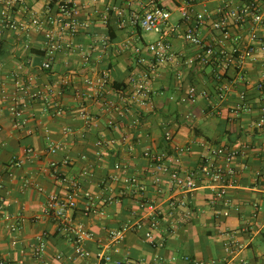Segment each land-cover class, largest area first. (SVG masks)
Instances as JSON below:
<instances>
[{
	"label": "crops",
	"instance_id": "0c3cea01",
	"mask_svg": "<svg viewBox=\"0 0 264 264\" xmlns=\"http://www.w3.org/2000/svg\"><path fill=\"white\" fill-rule=\"evenodd\" d=\"M58 1L17 3L12 14L28 28L10 29L2 15L6 0H0V252L7 264L93 262V258L76 253V244L45 213L48 195L68 191L72 178L80 181L74 225H83L95 234L94 239L82 243V249L95 253L108 245L111 229L141 219L145 223L142 229L126 231L120 253L114 255L116 261L111 264H122L119 261L125 257L139 264H153L156 260L160 264H194L185 256L208 264H264V188L254 186V174L264 170V128L256 127L264 107V95L256 88L264 75V50L256 53V60L247 58L244 75L230 67L228 75L234 84L222 102L220 113H216V68L186 64L194 51L183 40L186 24L182 23L172 37L179 56L160 67L152 77V104L126 109L120 96L128 86V76L137 67L132 47L153 40H145L139 28L128 24L120 28L115 9L131 12L151 0H70L79 8L83 26L72 36L57 25L56 39L61 48L55 54L51 70L45 71L41 68L46 58L44 32L33 27L31 20L46 16L48 8L56 13ZM158 2L172 13L178 11V0ZM193 3L196 12L208 9L215 13L218 5L203 0ZM172 21L177 23L180 18L173 20L172 14ZM211 23L208 20L202 29L203 37L209 41L214 38ZM232 31L242 35V46L250 41L245 28L235 26ZM234 46L233 42L226 45L230 52ZM102 72L108 74L105 99L77 98L76 91L87 88L84 79ZM14 75L19 78L21 89ZM191 85L208 95L200 96L196 103L183 102ZM27 86L29 91L25 90ZM2 89L8 94L17 92L22 100H28L24 111L28 126H15L10 113L12 102L3 98ZM38 91L43 96L31 100L30 95ZM242 93L247 94L252 110L229 121L230 111L241 102ZM109 100L124 108L123 113L106 110ZM56 102L63 108L61 115L53 114ZM81 109L93 115L91 123L80 118ZM110 119L115 120L112 126L108 124ZM65 127L74 131L65 133ZM166 129L173 134L169 143L165 139ZM98 140H104L103 147L98 146ZM52 142L61 146L56 154L48 152ZM213 145L232 146L241 151L236 160L240 169L238 185L230 187L226 196L214 203V191L208 181L201 180L191 197L195 213L186 219L184 209L171 208L168 203L170 197L184 194L169 184L168 174L162 175L164 190L157 192L151 162L144 153L148 149L168 153L188 146L190 151L177 165L187 171L197 169ZM26 149H31L30 153ZM14 156L23 160L21 167H9ZM67 156L71 162L64 164ZM54 162L56 167L51 166ZM117 163L121 169L115 168ZM85 167L90 168V175L81 174ZM27 179L32 181L29 186L24 185ZM87 195L94 197L96 203L89 214L84 212ZM110 196L115 197L114 202L106 203ZM142 199L158 201L164 211L159 229L155 230L154 246L144 238L150 217L146 209L139 208ZM39 236L44 237L46 248L37 257L34 246ZM230 237L238 243L234 247L236 253L227 248ZM59 253L61 259L57 258Z\"/></svg>",
	"mask_w": 264,
	"mask_h": 264
},
{
	"label": "built area",
	"instance_id": "2783aa9c",
	"mask_svg": "<svg viewBox=\"0 0 264 264\" xmlns=\"http://www.w3.org/2000/svg\"><path fill=\"white\" fill-rule=\"evenodd\" d=\"M23 0H6V8L2 12L6 26L10 29L28 28V25L19 22L12 14V9L17 3ZM204 2H216L217 8L215 13H211L208 9L196 12L194 10L193 0H178V11L180 13V21L173 23L172 11L160 5L158 0H151L146 6L134 10L124 11L122 8H116V16L118 18L119 27L123 28L126 24L139 28L143 32L158 34V38L146 44L138 43L132 47V54L135 57L137 67L128 76V86L125 92L120 96L121 102L126 109L133 107L145 108L152 104V95L154 88L152 85V77L155 72L162 66H166L173 62L179 54L174 50L173 35L178 31L182 23L186 24L183 40L193 48V55L189 57L186 64L194 67L214 66L216 68V88L217 102L214 105L216 113H220L222 102L225 101L234 84L230 80L228 71L230 67H234L240 75H244V63L247 58L256 60V53L259 50H264V0H203ZM107 18V17H106ZM212 20L211 27L214 32V38L209 41L202 35V29L208 20ZM31 25L44 32L45 43L43 51L45 52V60L41 64V68L49 71L52 68V63L56 52L61 48V43L57 41V25L66 30L68 34L74 36L80 31L83 23L79 20V8L70 0H60L57 2V12L52 13L51 8H48V13L43 17H34L31 20ZM245 28L248 32L250 41L242 46L243 37L235 35L232 31L233 27ZM139 40V39H138ZM233 42L234 49L230 52L227 49V43ZM241 51V52H240ZM16 85L21 89L19 78L14 75ZM181 79V74H178ZM32 77L30 81H32ZM108 81V74L102 72L101 75L88 76L84 79L87 86L84 90H77L76 97L83 96L96 97L97 99H105L104 86ZM256 88L264 95V75L262 80L256 84ZM25 90L29 91L30 86ZM52 92V90H50ZM207 92L198 91L194 85L189 86L186 95L183 97V102L196 103L200 96H207ZM4 99H9L12 102L10 113L14 124L17 127L29 125V119L25 116L24 111L27 108L28 100L24 101L19 94H8L6 89H2ZM43 96L42 91L32 93L31 100ZM108 111H118L123 113L124 108H121L115 100L107 101ZM56 109L54 115L63 113L62 106L59 102L55 103ZM252 110V105L249 102L246 93L241 94V102L231 109V117L229 121L241 117L245 112ZM262 116L256 122L257 128H264V107L261 108ZM80 118L86 123H91L94 119L93 115L86 109H81L79 112ZM110 126L115 124L114 119L108 121ZM65 133L73 132L72 127H65ZM173 138V134L169 129L165 131V139L169 143ZM98 146L101 148L105 144L104 140H98ZM61 149V146L52 142L48 146V152L56 154ZM31 149H26V153H30ZM190 151L188 146H180L168 153H155L151 149L145 151L144 155L150 160V167L153 172V182L157 186V192L161 193L164 189L162 175L168 174L169 184L175 189L180 190L184 195L170 197L168 199L171 208L184 209L186 219H191L195 211L192 209L191 197L199 188L201 180L208 181L210 187L215 193L213 201L225 197L228 189L238 185L240 169L236 165V160L240 156L241 151L235 147L227 145H213L208 148V151L203 155L201 164L197 169L183 171L177 165L181 158ZM98 155L101 154L99 151ZM64 164L71 162L70 157L64 159ZM23 160L14 156L9 162V167H21ZM56 163H51V166L56 167ZM116 169H121V164L115 165ZM12 175V171L8 172ZM82 175H90L91 170L85 167L81 171ZM32 184V181L27 179L25 186ZM1 185V184H0ZM254 186L264 188V170L257 171L254 174ZM80 181L78 178L69 180V189L65 193H50L45 203V213L51 216L59 223L60 229L67 233L71 240L76 244V253L83 258H93L91 264H111L116 261L115 254L120 253V245L124 240L125 233L128 230H139L145 225L143 219L136 220L132 223H126L119 228L111 229L108 232L109 243L107 246L97 250L95 253L90 250L81 248L82 243L87 240H92L95 234L86 230L83 225H74V211L78 206V194ZM39 189H42L39 187ZM87 205L85 214L92 212L95 207V198L87 195ZM114 196L106 199V203H113ZM229 204V201H226ZM140 209H146L150 217L149 226L145 230V241L154 246L156 243L155 230L159 229L162 213L164 212L161 204L156 200L142 199L139 202ZM134 212V214H137ZM15 229V228H14ZM227 248L232 253H236L234 247L238 243L230 237ZM46 248V241L43 236L37 237V244L34 246V254L39 257L43 254ZM58 259L62 258V254L57 255ZM184 259L192 261L194 264H208L203 260L185 256ZM122 264H139L136 260L125 257L120 260ZM0 264H7V261L1 256ZM48 264V263H46ZM153 264H160L159 260Z\"/></svg>",
	"mask_w": 264,
	"mask_h": 264
},
{
	"label": "rangeland",
	"instance_id": "374dc122",
	"mask_svg": "<svg viewBox=\"0 0 264 264\" xmlns=\"http://www.w3.org/2000/svg\"><path fill=\"white\" fill-rule=\"evenodd\" d=\"M173 20H178L180 18V13L178 11H174L173 13ZM143 36L145 40H154L158 37V34L156 33H150V32H143Z\"/></svg>",
	"mask_w": 264,
	"mask_h": 264
}]
</instances>
